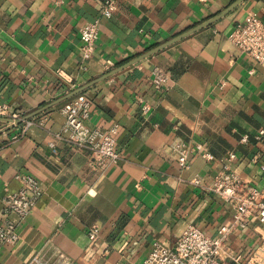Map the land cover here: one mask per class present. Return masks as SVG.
I'll return each mask as SVG.
<instances>
[{
    "label": "crops",
    "instance_id": "obj_1",
    "mask_svg": "<svg viewBox=\"0 0 264 264\" xmlns=\"http://www.w3.org/2000/svg\"><path fill=\"white\" fill-rule=\"evenodd\" d=\"M234 1L117 0L114 13L101 18L93 55L84 58L82 26L100 16L104 0H0V102L28 115L83 87L92 100L87 122H119L121 153L102 169L87 148L56 135L62 106L76 93L32 115L37 121L14 139L19 127L0 117V222L7 188L24 184L18 172L35 175L43 189L26 216L10 213L19 239L0 247V264H28L48 241L70 264H142L156 240L173 247L189 224L216 235L233 217L230 204L193 176L208 184L230 162L264 190V65L230 38L251 13L264 20V0H243L125 66ZM155 65L170 72L162 89L151 80ZM140 97L150 103L147 112ZM178 139L190 145L189 167L173 149ZM208 150L214 158L203 156ZM263 234L261 220L232 232L231 249L242 260L229 264L264 256Z\"/></svg>",
    "mask_w": 264,
    "mask_h": 264
},
{
    "label": "built area",
    "instance_id": "obj_2",
    "mask_svg": "<svg viewBox=\"0 0 264 264\" xmlns=\"http://www.w3.org/2000/svg\"><path fill=\"white\" fill-rule=\"evenodd\" d=\"M118 6L117 0H104L100 16L87 21L81 29L82 53L84 58H90L96 47L100 32L102 16H111ZM231 40L242 51L250 54L260 64L264 65V20L256 13H251L244 22L235 23L230 32ZM170 72L160 65L152 70L151 80L157 89H162L170 80ZM144 112L150 109V103L140 97ZM92 100L83 91L67 99L62 112L65 120L58 137L64 138L70 144L87 148L92 156L95 166L108 168L121 157L118 149L117 135L119 122H113L108 127L90 125L87 120L91 114ZM0 116L11 118L9 123L18 126V131L11 136L17 138L37 120L25 117V113L13 108L8 102H0ZM22 118L20 123L16 120ZM44 123V119L38 120ZM21 123H23L21 125ZM264 134V127L260 128L259 135ZM249 139L248 134L242 140ZM10 140V139H9ZM3 137L0 134V143ZM54 145V142H51ZM173 149L178 153L179 161L184 167H189L190 145L185 140H176ZM200 146V144H199ZM231 152L229 160L235 157ZM203 156L211 159L214 154L204 151ZM264 169V163L262 164ZM16 177L22 179L24 184L17 190L7 188L3 196V211L7 215L0 222V247L7 243H15L19 239L15 221L9 216L15 212L20 217L31 212L43 192L38 178L31 173L18 172ZM195 184L204 185L230 204L233 217L220 226L216 235H210L196 224H189L178 237L176 244L167 246L160 240L154 246L142 264H229L228 259L242 260L235 254L230 246V235L240 227H244L255 220L264 221V190L237 172L229 163L214 176L212 181L205 184L200 175L191 178ZM99 231L97 225L90 229V236L94 238ZM264 238V234L262 235ZM70 257L59 247L48 241L40 248L28 264H70ZM243 264H264V256L252 255Z\"/></svg>",
    "mask_w": 264,
    "mask_h": 264
},
{
    "label": "water",
    "instance_id": "obj_3",
    "mask_svg": "<svg viewBox=\"0 0 264 264\" xmlns=\"http://www.w3.org/2000/svg\"><path fill=\"white\" fill-rule=\"evenodd\" d=\"M242 1H243V0H235V1L232 2L230 5H228L226 8H224V9L221 10L220 12L214 14V15L211 16L210 18L204 20L203 22H201V23H199V24H197V25H195V26H193V27H191V28H188V29L182 31V32H180V33L174 35L173 37L169 38L168 40H166V41H164V42H162V43L156 45L155 47H153V48L147 50L146 52H143L142 54H139L137 57H135V58H133L132 60H130L129 62H127V64H125V66H126V65H130V64H132V63H134V62H137V61H139V60H141V59H143V58H145V57H147V56H149V55H151V54L157 52L158 50H160V49H162V48H164V47H166V46H168V45H170V44H172V43H174V42H176V41H178V40L184 38L185 36H187V35L193 33L194 31H196V30H198V29H200V28H202V27H205V26H207V25H209V24L215 22L216 20H218L219 18H221L222 16H224L225 14H227L230 10H232L235 6H237V5H238L240 2H242ZM110 74H111V73H110ZM82 89H83V87H81V88H79V89H76V90H73V91H71L70 93H68V94H66V95H64V96H61L60 98L54 100L53 102H51V103L48 104L47 106H44V107L39 108V109H37V110H34L33 112L29 113L28 115H25V117H26V118L31 117L32 115H35L36 113H38V112L41 111L42 109H45V108H47L48 106H51L52 104H55V103H57V102H59V101H61V100H63V99H66L67 97H69V96H71V95H73V94H75V93L80 92ZM0 117H3V116H0ZM3 118H4L5 120H8V121H10V119H11V118H9V117H3ZM21 121H22V118L16 120L17 123H20ZM13 125H14V124L11 123V124L9 125V127H10V126H13Z\"/></svg>",
    "mask_w": 264,
    "mask_h": 264
}]
</instances>
